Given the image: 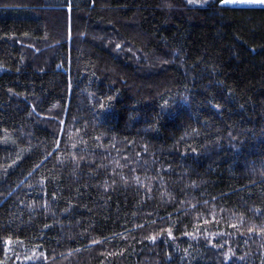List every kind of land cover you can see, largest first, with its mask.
<instances>
[{"label":"trees","instance_id":"obj_1","mask_svg":"<svg viewBox=\"0 0 264 264\" xmlns=\"http://www.w3.org/2000/svg\"><path fill=\"white\" fill-rule=\"evenodd\" d=\"M0 67V264H264V6L0 0Z\"/></svg>","mask_w":264,"mask_h":264},{"label":"rangeland","instance_id":"obj_2","mask_svg":"<svg viewBox=\"0 0 264 264\" xmlns=\"http://www.w3.org/2000/svg\"><path fill=\"white\" fill-rule=\"evenodd\" d=\"M188 3H190L193 6H205L208 2V0H186ZM221 4H227V5H234V6H264L260 4H246V3H224L221 0ZM3 71V68L0 67V72ZM18 253L16 254V259L19 260L20 262H28V261H33L37 260L38 257H40V253L37 252L36 250H25L23 248H19L17 251Z\"/></svg>","mask_w":264,"mask_h":264},{"label":"snow or ice","instance_id":"obj_3","mask_svg":"<svg viewBox=\"0 0 264 264\" xmlns=\"http://www.w3.org/2000/svg\"><path fill=\"white\" fill-rule=\"evenodd\" d=\"M224 3H246L264 5V0H222Z\"/></svg>","mask_w":264,"mask_h":264}]
</instances>
